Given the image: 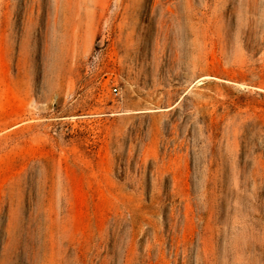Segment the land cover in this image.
Masks as SVG:
<instances>
[{"label": "rangeland", "instance_id": "374dc122", "mask_svg": "<svg viewBox=\"0 0 264 264\" xmlns=\"http://www.w3.org/2000/svg\"><path fill=\"white\" fill-rule=\"evenodd\" d=\"M0 264H264V0H0Z\"/></svg>", "mask_w": 264, "mask_h": 264}, {"label": "built area", "instance_id": "2783aa9c", "mask_svg": "<svg viewBox=\"0 0 264 264\" xmlns=\"http://www.w3.org/2000/svg\"><path fill=\"white\" fill-rule=\"evenodd\" d=\"M112 91H113L114 93H117V92H118V87H117V86H114V87L112 88Z\"/></svg>", "mask_w": 264, "mask_h": 264}]
</instances>
